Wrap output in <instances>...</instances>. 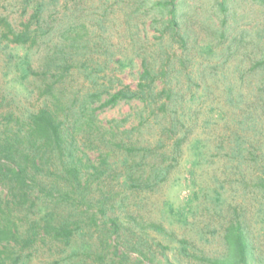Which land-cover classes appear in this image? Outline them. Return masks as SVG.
<instances>
[{
	"label": "trees",
	"instance_id": "obj_1",
	"mask_svg": "<svg viewBox=\"0 0 264 264\" xmlns=\"http://www.w3.org/2000/svg\"><path fill=\"white\" fill-rule=\"evenodd\" d=\"M30 1H24L26 8ZM53 1L41 0L33 5L30 17L37 24L35 29H30L29 21L23 30L16 32L5 19L0 18V39L7 45L30 49L37 44V39L50 34L48 41L43 42L47 48L43 51V72L40 74L43 83L51 72L54 73L51 78H57L54 82H59L64 74L75 69L92 84V88L78 97L48 85L44 92L49 98L42 95L46 98L42 106L35 111L19 113L4 110L7 98L0 95V264H28L39 246L46 245H57L67 253L66 258L47 264H130V253L137 255L135 264H150L154 262L155 253L143 239L144 232L137 240H133L134 235L133 239H129L119 233L120 224L112 194L99 181L102 175L112 171L109 159L115 148L123 155L118 161L125 167L121 174L125 177L122 186L134 185L133 165H137L138 191H152L165 183L177 162L186 136V124L179 117L178 108L187 95L195 96L190 85L194 79L187 75L185 87H173V82L179 79V71L174 69L169 54L160 45L167 38L168 48L172 44L179 47L182 54L178 59L180 68L184 67L185 61L192 59L188 56L192 49L207 61H219L208 74L211 82L225 81V102L231 109L240 111L238 124L241 131L248 130L253 134L257 128V118L248 112L243 93H235L233 89L236 83L239 85L247 80L248 86L254 85L263 90V96L264 45L261 41L264 28H257L249 37L255 59L247 71L241 69L243 60L236 59L243 48L247 31H239L237 27L235 0H213L210 9L206 10L202 8V0H142L143 6L152 3L150 12L154 14L150 26L154 35L157 34L155 37L159 41L157 46L160 52L155 53L151 61L142 56L135 88L123 86L120 80H115L117 85L113 88V84L111 87L98 86L96 73L101 70L74 58L77 53L75 49L86 30L83 22L77 24L75 13L62 26H56L59 28L57 30L47 24L41 26L40 22H44L42 12ZM252 2L264 6V0ZM190 20L198 21L208 34L209 40L196 48L189 46L194 38L189 27ZM8 57L13 61L17 56L9 54ZM31 63L25 54L20 64H14L22 80L36 75ZM118 63L121 67L127 65L122 61ZM231 63H234L232 74H236V83L227 81L226 71H215ZM122 102L139 103L137 131L145 127L149 116L153 117L152 124L159 130L156 141L144 136H137L136 141L128 142L124 138L118 139V135L125 136L136 130L123 129L120 132V127L128 121L126 118L112 120L110 127H100L101 131H98L95 113L114 108ZM261 102L264 103V98H261ZM145 111L149 114L143 116ZM94 129L97 135L93 141L90 135ZM242 137L238 136L229 148L230 161L240 160L238 165H249L248 161L256 164L250 167L251 172L256 173L251 176L253 195L255 199L257 195L264 197V144L260 148L261 155L256 156L244 147ZM198 144L199 141L194 142L197 150L189 169L190 183H194V169L202 155ZM93 150L97 152L95 160H91L88 154ZM135 153L137 162L131 160L132 163L128 164ZM235 168L238 170V167ZM219 188L224 190L222 184ZM219 188L213 191V201L217 205L222 199ZM196 194L198 192L193 194L195 198ZM239 208H234L233 219L223 225L221 240L224 251L220 257L204 258L190 250L189 242L183 239L178 243L174 262L163 256V262L157 263L188 264L193 260L198 264H252L255 259L254 246L238 213ZM167 210L169 214L174 213L172 208ZM187 211H190L188 205L185 212L174 213L180 223H186ZM150 228L163 233L158 223H152ZM92 230L97 236L95 239L91 236ZM111 237L115 238L111 240Z\"/></svg>",
	"mask_w": 264,
	"mask_h": 264
},
{
	"label": "rangeland",
	"instance_id": "obj_2",
	"mask_svg": "<svg viewBox=\"0 0 264 264\" xmlns=\"http://www.w3.org/2000/svg\"><path fill=\"white\" fill-rule=\"evenodd\" d=\"M24 1L0 0V18L5 19L16 32L23 30V26L29 21H31L30 29L37 27L30 16L35 2L41 0H31L27 8ZM202 1V8L210 9L213 0ZM141 2L142 0H54L51 6L42 12L44 22L40 24L43 27L47 24L46 26L57 30L59 28L56 26H62L64 21L75 13L78 19L77 24L83 22L86 30L81 43L75 49L77 53L74 58L80 60V63L86 62L88 66L101 70L96 73L98 86L111 87L113 84L115 88L117 85L115 80H120L123 86L135 88L142 56L151 61L155 53L160 52L157 46L159 41L155 37L157 34L154 35L150 26L151 16L154 14L150 12L152 3L148 2L146 6H143ZM235 2L237 27L239 31H247L242 43L243 48L236 55V59L243 60L244 66L241 69L248 71L251 61L255 59L249 37L257 28H264V6L252 0H235ZM228 21L232 23V20ZM197 22L190 20L189 23L192 37H194L190 40L189 46L195 48L209 40L208 34ZM50 36L48 34L42 39H37V44L30 49L15 47L13 44L7 45L0 39V95L7 98L4 110L10 109L16 113L35 111L42 106L46 98H49V95L44 92L48 85L55 90L62 89L67 91L68 95L74 94L78 97L91 90L92 84L84 80L75 69L64 74L59 82H54L57 78H51L54 74L51 72L43 83L40 74L43 72V51L47 49L43 42L48 41ZM261 42L264 45V32ZM160 46L169 54L171 64L175 66L174 69L179 71V79L174 81L172 86L185 87L187 75H190L194 79L190 85L195 96L187 95L180 102L178 115L183 118V124H186V136L174 168L167 181L159 187L152 191H138L137 165H133L134 185L131 183L129 187H123L125 177L121 174L125 167L118 164L123 155L116 148L112 149L114 152L109 159L112 171L102 175L99 183L112 194L115 214L120 224L119 233L129 239L134 235L132 239L137 240V237L144 232L143 239L155 253L154 262L150 264L163 262V256L174 262L178 243L183 239L189 242L190 250L195 251L196 254L203 255L204 258H216L220 257L224 251L221 240L223 225L233 219L234 208L240 206L238 213L246 225L251 244L254 246L255 259L252 264H264V197L257 195L256 199L254 198L251 182V176L256 173L251 172L250 167H255L256 164L252 165L248 161L249 165L247 163L238 165L240 160L234 159L232 162L228 155L229 148L238 136H243L241 141L249 152L255 153L256 156L261 155L260 148L264 144V103L261 102V98H264V94L262 96L261 93L263 90L254 85L248 86L247 80L239 85L236 81L234 82L236 77L235 73L232 74L234 63L215 70L220 73L221 70L226 71L227 81L236 83L233 91L243 93L248 112L257 118L254 135L248 130L243 132L238 124L240 111L231 109L225 102L223 93L225 81L212 83L208 75L219 61H207L204 56L198 55L197 51L192 49L193 51L191 50L192 52L188 55L192 59L189 62L185 61L184 67L180 68L178 59L182 54L179 47L172 44L171 48H168L167 38H164ZM9 54L17 57L11 61ZM25 54L31 60L32 69L36 75L22 80L21 73L14 64H20ZM120 61L127 65L121 67L118 63ZM138 106L137 102L129 104L122 102L114 108L97 111L95 114L98 131H101L103 127H110L109 122L112 120L120 121L126 118L128 121L120 127V132L123 129L136 128V130L132 129L133 132L125 136L118 135V139L124 138L128 142L136 141L137 136H144L156 141L159 130L152 124L154 121L152 116L147 118L145 127L137 131ZM148 114L149 112L145 111L143 116ZM94 130L90 135L93 141L97 135V130ZM107 137L105 135L106 139ZM195 141H199L198 148L202 151V155L194 169V183H190L192 178H190L189 169L197 150L194 148ZM94 145L97 147L96 143H93ZM99 149H101L100 146ZM88 154L91 160H95L97 156L95 150ZM131 160L137 162V153L131 155L128 164L132 163ZM235 167H238V170ZM221 184L224 190L219 188ZM217 188L222 195L219 205L213 201V191ZM193 192H198L196 198ZM187 205L190 210L186 214L187 221L180 223L174 213L185 212ZM169 208H172L174 213L169 214L167 210ZM152 223L160 224L163 233L152 230L150 228ZM91 236L93 239L97 238L94 230ZM114 238L111 237V240ZM39 247L28 264H47L67 257L65 250L57 248V245ZM129 257V263L135 264L137 255L130 253ZM188 264L198 263L191 260Z\"/></svg>",
	"mask_w": 264,
	"mask_h": 264
}]
</instances>
